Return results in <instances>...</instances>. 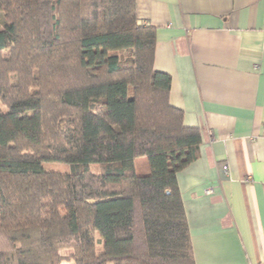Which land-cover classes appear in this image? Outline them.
Returning <instances> with one entry per match:
<instances>
[{
    "label": "trees",
    "instance_id": "1",
    "mask_svg": "<svg viewBox=\"0 0 264 264\" xmlns=\"http://www.w3.org/2000/svg\"><path fill=\"white\" fill-rule=\"evenodd\" d=\"M136 2L0 0V264H196L178 175L202 135Z\"/></svg>",
    "mask_w": 264,
    "mask_h": 264
},
{
    "label": "crops",
    "instance_id": "2",
    "mask_svg": "<svg viewBox=\"0 0 264 264\" xmlns=\"http://www.w3.org/2000/svg\"><path fill=\"white\" fill-rule=\"evenodd\" d=\"M136 13L157 29L170 104L202 135L178 175L195 263L264 264V0H137Z\"/></svg>",
    "mask_w": 264,
    "mask_h": 264
},
{
    "label": "rangeland",
    "instance_id": "3",
    "mask_svg": "<svg viewBox=\"0 0 264 264\" xmlns=\"http://www.w3.org/2000/svg\"><path fill=\"white\" fill-rule=\"evenodd\" d=\"M0 22H2L1 14H0ZM135 165H136V172L139 176H147L150 174V168H149L147 157H141V158L136 159ZM43 167L47 171L62 172V173H68L70 171V168L68 165L61 164V163H44ZM90 168L93 173L100 172V168L98 165H91ZM62 253L67 255L70 252L65 250V251H62Z\"/></svg>",
    "mask_w": 264,
    "mask_h": 264
},
{
    "label": "built area",
    "instance_id": "4",
    "mask_svg": "<svg viewBox=\"0 0 264 264\" xmlns=\"http://www.w3.org/2000/svg\"><path fill=\"white\" fill-rule=\"evenodd\" d=\"M223 170H225V171L227 172V171H228V167H227V166H224V167H223ZM205 193H206L207 195H212V194L214 193V187H213V186H209V187H207Z\"/></svg>",
    "mask_w": 264,
    "mask_h": 264
}]
</instances>
